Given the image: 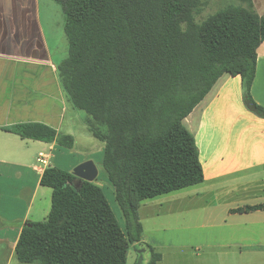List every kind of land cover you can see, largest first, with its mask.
<instances>
[{
    "label": "trees",
    "instance_id": "16d2710c",
    "mask_svg": "<svg viewBox=\"0 0 264 264\" xmlns=\"http://www.w3.org/2000/svg\"><path fill=\"white\" fill-rule=\"evenodd\" d=\"M201 23L207 0H41L61 9L68 57L57 66L63 94L107 134L102 168L116 190L120 224L103 189L49 166L40 184L52 190L47 219L26 225L16 245L23 264H127L132 246L145 264L162 254L142 241L143 202L204 182L193 133L185 125L225 75L240 76L243 103L264 119L252 96L264 15L241 0ZM244 4H247L244 5ZM5 131L73 149L75 138L42 122ZM264 211V204L230 213Z\"/></svg>",
    "mask_w": 264,
    "mask_h": 264
},
{
    "label": "crops",
    "instance_id": "0c3cea01",
    "mask_svg": "<svg viewBox=\"0 0 264 264\" xmlns=\"http://www.w3.org/2000/svg\"><path fill=\"white\" fill-rule=\"evenodd\" d=\"M41 5L40 0H0V131L17 137L5 129L42 122L75 138L63 127L81 112L63 94ZM252 96L264 107V44ZM184 122L195 137L204 182L143 202L142 241L162 254L157 264H264V211L230 213L264 204V119L246 109L241 77L225 74ZM88 160L95 162L85 157L76 166ZM95 164V183L102 188ZM134 248L127 264L137 263Z\"/></svg>",
    "mask_w": 264,
    "mask_h": 264
},
{
    "label": "rangeland",
    "instance_id": "374dc122",
    "mask_svg": "<svg viewBox=\"0 0 264 264\" xmlns=\"http://www.w3.org/2000/svg\"><path fill=\"white\" fill-rule=\"evenodd\" d=\"M253 3L255 10L264 15V0H253ZM242 4L241 0H207L206 6L195 14L196 22L201 23L229 6ZM41 23L54 59L61 63L68 57L69 52L61 9L50 2L49 6L42 3ZM57 44L60 49L56 50ZM94 130L101 134L108 133L106 126L98 125L89 115L81 113L77 119L67 118L63 131L75 133L73 149L59 145L51 149L41 145L42 142L12 137L0 131V264H23L16 255V245L22 228L47 218L52 190L40 185L43 166H32L40 153L50 156L53 166L71 173L81 159L92 157L100 167L98 182L102 183V189L118 221L124 227L125 220L117 202L116 190L102 168L105 143L94 135ZM130 264H134L133 261Z\"/></svg>",
    "mask_w": 264,
    "mask_h": 264
},
{
    "label": "water",
    "instance_id": "95a60500",
    "mask_svg": "<svg viewBox=\"0 0 264 264\" xmlns=\"http://www.w3.org/2000/svg\"><path fill=\"white\" fill-rule=\"evenodd\" d=\"M72 174L83 181L95 182L98 176V168L93 160H88L75 167ZM134 250L138 254L136 264H145L147 248L143 245L135 246Z\"/></svg>",
    "mask_w": 264,
    "mask_h": 264
},
{
    "label": "built area",
    "instance_id": "2783aa9c",
    "mask_svg": "<svg viewBox=\"0 0 264 264\" xmlns=\"http://www.w3.org/2000/svg\"><path fill=\"white\" fill-rule=\"evenodd\" d=\"M34 164L35 166L41 164L43 166L42 169L47 168L51 165L50 156H46L44 153H40Z\"/></svg>",
    "mask_w": 264,
    "mask_h": 264
},
{
    "label": "flooded vegetation",
    "instance_id": "af4514ba",
    "mask_svg": "<svg viewBox=\"0 0 264 264\" xmlns=\"http://www.w3.org/2000/svg\"><path fill=\"white\" fill-rule=\"evenodd\" d=\"M40 3H41V0H40ZM42 4V3H41Z\"/></svg>",
    "mask_w": 264,
    "mask_h": 264
}]
</instances>
